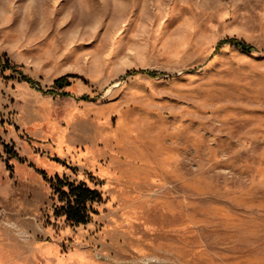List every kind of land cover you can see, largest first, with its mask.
I'll return each instance as SVG.
<instances>
[{"label":"rangeland","instance_id":"374dc122","mask_svg":"<svg viewBox=\"0 0 264 264\" xmlns=\"http://www.w3.org/2000/svg\"><path fill=\"white\" fill-rule=\"evenodd\" d=\"M0 59V264H264V0H0Z\"/></svg>","mask_w":264,"mask_h":264},{"label":"trees","instance_id":"16d2710c","mask_svg":"<svg viewBox=\"0 0 264 264\" xmlns=\"http://www.w3.org/2000/svg\"><path fill=\"white\" fill-rule=\"evenodd\" d=\"M229 43L234 45L243 51L252 52L256 48L254 45L240 39L237 37H228L225 39L220 40L217 43V48H220L222 45ZM1 59H0V66H1ZM8 68H15L12 66L9 61L5 62ZM140 71L143 73H147L151 76H158V72L153 70H145L140 69L136 70L135 72ZM78 75L74 74H67L56 78L53 82V87L57 89L64 88L65 86L70 84V77H77ZM23 79L35 84L32 78L27 76H23ZM53 90L48 91L51 93ZM64 94H68L65 92ZM44 173V171H42ZM50 181L52 185H54L55 190L59 192L60 198L64 201V204L60 207V211L62 214L66 215L67 220L74 222L76 224H85L89 221L90 218V207L89 203H92L96 200H101L102 195L98 189L89 187L86 183L80 182L76 184L75 182L69 181L65 178H61L60 176L56 175L55 177H50ZM64 186H67L68 189H63Z\"/></svg>","mask_w":264,"mask_h":264}]
</instances>
